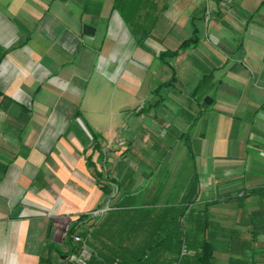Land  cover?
<instances>
[{"label": "crops", "instance_id": "crops-1", "mask_svg": "<svg viewBox=\"0 0 264 264\" xmlns=\"http://www.w3.org/2000/svg\"><path fill=\"white\" fill-rule=\"evenodd\" d=\"M172 6L177 12L161 36L171 48L151 37L146 45L159 58L183 40L190 44L155 66L160 84L172 82L158 85L154 96L146 81L139 101L152 107L120 127L138 130L146 143L126 148L116 179L125 188L114 199L186 200V229L211 244V264H264V0ZM129 60L138 73L150 69L154 56L130 38L109 0H0V264H39L49 242L65 251L68 225L95 210L101 192L111 200L96 170L105 167L102 143L119 126L87 117L86 89L95 74L126 81L120 86L133 91L141 77L127 70ZM177 83L190 91L183 109L161 94ZM100 117L93 119L105 120ZM87 126L99 136L102 160ZM171 128L181 131L169 151L160 139L147 144L151 133L164 139ZM193 142L197 156L208 153L197 167L187 163ZM162 149L178 155L156 166L148 153ZM135 152L137 163L130 165ZM132 179L136 190L127 193Z\"/></svg>", "mask_w": 264, "mask_h": 264}, {"label": "rangeland", "instance_id": "rangeland-1", "mask_svg": "<svg viewBox=\"0 0 264 264\" xmlns=\"http://www.w3.org/2000/svg\"><path fill=\"white\" fill-rule=\"evenodd\" d=\"M112 4V8L117 15H119L123 21L126 24L127 30L129 31L130 38L133 39L136 44L145 50V52L150 53L152 56H154V61L152 66L148 71L143 70H138L139 72L137 73L136 69L134 68L135 64L129 60L127 61L126 68L129 72L137 73L141 77L140 85L137 84H132L133 86V91L126 90L125 88L120 86V82L125 83L126 81H102L101 76L95 75L91 77L88 87L86 89V97L88 98L89 96V102L86 101V104L84 105V111L87 115L88 118L93 120L95 123H102L105 124L106 126L111 123L112 125L119 126V129L117 130L118 133L113 137L109 142H103L102 146H104L105 151V167L104 169L107 171L108 176L112 178L116 183H117V188H120V183L116 181V179H119L123 172V166L126 163L125 156H126V148L130 147L133 144L134 146H143L146 143V140H143L144 137L141 136L140 132L138 130L134 131H124L120 129V127H124L126 123H129L131 120L132 116H135V111L138 110L141 107H144V113H146L152 106L150 101H146L144 103H141L139 101L140 98H143L146 94L145 93V85L146 81H149L151 83L150 91L151 95H156L158 94V85L160 84L158 76L154 75L155 72V66L160 63L161 61L166 60L167 58H164V60L158 58L155 56L151 49H149L146 45L147 41L149 40L148 38L151 37L155 40H158L159 42H162L163 46L170 47V45L167 43L166 39H163L162 34L164 29H167V19L168 18H173V16L176 14V9L178 7L172 6V3L175 0H109ZM181 8H185L183 5ZM179 12V11H178ZM159 29V31H158ZM176 31V29L172 30ZM171 31V33H172ZM141 36V37H140ZM98 41V39H96ZM115 42H117L115 40ZM169 58V57H168ZM99 64H102L100 62V59L97 60L96 63V68H98ZM113 68V67H112ZM111 66L109 67V72H111ZM113 72V71H112ZM147 72V73H146ZM142 75V76H141ZM144 75V77H143ZM121 80H124L122 78ZM175 83V82H174ZM180 85L177 83L175 84V89H163L161 94L165 95L166 97H172V98H177L178 101H180V105L174 104V107L176 108L177 106L184 108V106L187 105L188 99H189V93L190 91H187L186 93H183V91L180 89ZM153 88H157L155 92L153 91ZM153 92V93H152ZM141 100V99H140ZM173 107V106H172ZM96 114V115H95ZM101 114V117H100ZM94 116V117H93ZM103 118L105 117V120L101 119H93V118ZM181 131V130H180ZM179 130H173L172 128L168 130L167 136L163 139L160 137V135L155 136L154 133H151L150 138L147 140V144L151 145L152 142L156 139H160L162 142L166 143V146H164V149L166 148L168 151L171 148L170 144L173 142L176 137L173 136V134H179ZM149 133V134H150ZM161 134V133H160ZM149 136V135H148ZM146 139V138H145ZM180 139H182L180 137ZM183 140V139H182ZM156 143H159L158 141H155ZM155 143V144H156ZM179 144V143H178ZM261 147V146H260ZM196 142H193L192 149L194 150L193 156L187 157V163L188 164H196L198 163V159L200 156L204 154V156L208 153H201L199 152V156L195 154L198 149H196ZM249 150V153L252 155H257L259 152L255 147L249 146L247 149ZM139 151V150H138ZM168 151H165L162 149L161 152H151L149 151V156L155 155L153 159V163H155L156 166L166 164L167 161H173L171 158H175V156L178 155L176 152L168 153ZM90 151H88L89 153ZM198 153V152H197ZM136 154H139V152H135L134 156H129V164L135 165L137 163V157ZM146 154V153H144ZM250 155V154H249ZM93 159H97V154L95 153L93 155ZM210 160V158L208 157ZM212 160V159H211ZM99 163L96 162V167H99ZM133 171L130 170L128 171L129 174H131ZM197 180V177L195 178ZM132 183L125 189L127 193L134 192L135 189V184H133V179L131 180ZM105 180L101 181L99 180V184H103ZM107 182V181H106ZM109 185V193L111 195H117L119 192V189H117L114 185L108 183ZM164 185L161 184V187ZM167 186V185H166ZM181 185L177 182L176 186L174 187L179 188ZM122 188L121 191L125 188L124 185H121ZM135 189V190H134ZM100 199L97 201L95 205V209L99 210L101 208H105L106 206H110L115 204L117 201L115 199L113 200H107V197L100 193ZM151 205L149 206H155L153 208H158L161 206H170L171 204H175L174 201L172 200H162V201H155L156 205H153L152 201ZM182 202V201H181ZM185 204V212H187V209L190 210L191 207L188 205V201H183ZM133 205V208H140L148 205H138L135 203V201L130 202ZM183 205V207H184ZM182 207V206H181ZM109 210L106 212L95 215L94 221L96 223L101 222L106 215L109 214ZM185 217L188 216L189 214H185ZM185 221V219H184ZM186 229V228H185ZM82 231L80 229V232L82 234ZM144 236V235H143ZM179 250L176 248L171 249L169 251H165L163 258L164 261L162 264H171L170 257H174L178 255ZM186 255L182 260L180 264H187ZM68 260L60 258L55 256V264H67Z\"/></svg>", "mask_w": 264, "mask_h": 264}, {"label": "trees", "instance_id": "trees-1", "mask_svg": "<svg viewBox=\"0 0 264 264\" xmlns=\"http://www.w3.org/2000/svg\"><path fill=\"white\" fill-rule=\"evenodd\" d=\"M189 44L190 40H183L175 50L160 53L159 58L164 60V58L175 56ZM171 82L166 81L159 86ZM144 110V107H141L134 113L135 115L143 114ZM87 129L93 148L102 160L103 152L99 136L90 127L87 126ZM96 175L99 179L107 181L106 184L101 185L105 193L109 194L108 183L117 188V183L108 176L103 167L96 170ZM114 197L112 195L111 200ZM130 202L133 201L128 198L123 201L117 200L113 206L110 205L109 214L99 223L94 221V216L90 212L79 215L65 231L64 243L67 249L63 251L56 243H47L39 258V264H55L54 254L66 259L74 252L78 247V244L75 245L72 242L75 232L82 236L91 250V256L86 264H110L115 260H118L120 264H162L165 251L174 248L180 251L183 244L190 251L186 259L187 264H211L213 258L211 244L205 241L199 242L194 238V234L185 229L186 222L182 223L179 220L185 213L183 204L158 208L149 205L144 206L145 208H133ZM80 229L83 230L82 234ZM144 255L147 256L145 259ZM67 264L74 263L68 261Z\"/></svg>", "mask_w": 264, "mask_h": 264}, {"label": "built area", "instance_id": "built-area-1", "mask_svg": "<svg viewBox=\"0 0 264 264\" xmlns=\"http://www.w3.org/2000/svg\"><path fill=\"white\" fill-rule=\"evenodd\" d=\"M110 209V206H106L105 208H101L99 210H93L90 212V214L92 216L95 215H99L102 214L104 212H106L107 210ZM189 209H187L188 212ZM185 212V214L187 213ZM185 219V215H182L179 220L183 223ZM72 242L76 245L78 244V247L76 248V250L74 252H72L68 257L67 260L71 263L74 264H86L87 261L89 260L90 256H91V250L88 247V245H86V243L84 242L82 236L78 233L75 232L73 237H72ZM184 243V242H183ZM190 253L189 249L183 244L180 248V251L178 253V255L174 256L171 258V264H180L181 260ZM147 256L144 255V259ZM110 264H120L118 260L113 261Z\"/></svg>", "mask_w": 264, "mask_h": 264}]
</instances>
